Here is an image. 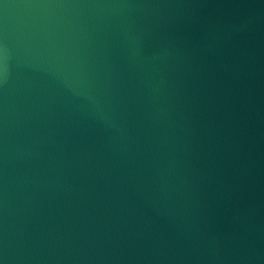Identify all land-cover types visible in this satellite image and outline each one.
<instances>
[{"label": "water", "instance_id": "95a60500", "mask_svg": "<svg viewBox=\"0 0 264 264\" xmlns=\"http://www.w3.org/2000/svg\"><path fill=\"white\" fill-rule=\"evenodd\" d=\"M0 264H264V0H0Z\"/></svg>", "mask_w": 264, "mask_h": 264}]
</instances>
